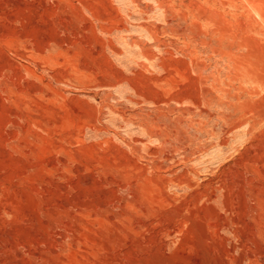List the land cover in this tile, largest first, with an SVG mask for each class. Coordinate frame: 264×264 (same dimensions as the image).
<instances>
[{
	"label": "rangeland",
	"instance_id": "374dc122",
	"mask_svg": "<svg viewBox=\"0 0 264 264\" xmlns=\"http://www.w3.org/2000/svg\"><path fill=\"white\" fill-rule=\"evenodd\" d=\"M0 264H264V0H0Z\"/></svg>",
	"mask_w": 264,
	"mask_h": 264
}]
</instances>
